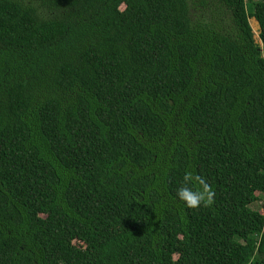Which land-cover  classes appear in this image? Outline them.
Wrapping results in <instances>:
<instances>
[{
	"label": "trees",
	"instance_id": "1",
	"mask_svg": "<svg viewBox=\"0 0 264 264\" xmlns=\"http://www.w3.org/2000/svg\"><path fill=\"white\" fill-rule=\"evenodd\" d=\"M196 1L0 0V264H264V0Z\"/></svg>",
	"mask_w": 264,
	"mask_h": 264
},
{
	"label": "clouds",
	"instance_id": "2",
	"mask_svg": "<svg viewBox=\"0 0 264 264\" xmlns=\"http://www.w3.org/2000/svg\"><path fill=\"white\" fill-rule=\"evenodd\" d=\"M192 176L190 174H185L183 180L185 182L184 186H181L177 189L176 196L177 198L183 202L187 207L194 208L198 206L201 202L210 203L211 202V193L208 191V187L205 184L202 177H196L195 179L198 181L200 187L203 191H195L193 189L188 188L186 185L191 182ZM207 194L209 199L204 200V195Z\"/></svg>",
	"mask_w": 264,
	"mask_h": 264
},
{
	"label": "rangeland",
	"instance_id": "3",
	"mask_svg": "<svg viewBox=\"0 0 264 264\" xmlns=\"http://www.w3.org/2000/svg\"><path fill=\"white\" fill-rule=\"evenodd\" d=\"M191 0H189L190 2ZM193 1H196V0H193ZM247 1V6H248V11L251 13L253 12V3L256 2V0H246ZM197 2V1H196ZM250 25H251V28L253 30V33H254V36L257 40V36H258V33H259V25L258 23L256 22V20L254 18H250ZM258 196V200L252 205V208L254 210H257L259 211L261 214L264 215V195H257Z\"/></svg>",
	"mask_w": 264,
	"mask_h": 264
}]
</instances>
